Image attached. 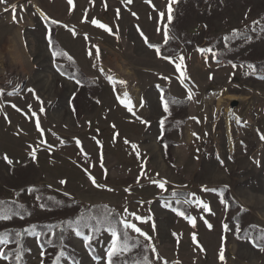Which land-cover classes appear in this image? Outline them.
I'll list each match as a JSON object with an SVG mask.
<instances>
[{
  "label": "rangeland",
  "instance_id": "obj_1",
  "mask_svg": "<svg viewBox=\"0 0 264 264\" xmlns=\"http://www.w3.org/2000/svg\"><path fill=\"white\" fill-rule=\"evenodd\" d=\"M150 45L176 53L157 56ZM158 88L185 104L165 112ZM262 137L264 0L0 4V232L26 231L20 247L0 243V255L9 251L0 264H108L110 215L150 237L120 224L145 254L133 246L114 264H264ZM225 191L236 209L226 208ZM9 202L26 218L12 216ZM77 214L60 248L50 246L51 230L48 247L38 245L33 225Z\"/></svg>",
  "mask_w": 264,
  "mask_h": 264
},
{
  "label": "trees",
  "instance_id": "obj_2",
  "mask_svg": "<svg viewBox=\"0 0 264 264\" xmlns=\"http://www.w3.org/2000/svg\"><path fill=\"white\" fill-rule=\"evenodd\" d=\"M47 26V41L49 43L50 51L54 55L56 53L57 56L59 53L62 52L61 49L58 48L55 37H54V30H53V25L50 23H46ZM49 37H51V41H49ZM176 53L175 50H171L168 48V45L166 47L160 48V56L162 57H170ZM55 68L64 76L70 78L71 80L77 82L80 85H85L88 81L87 79L84 78V76L80 73H75L71 74L69 72L64 71L60 66L56 65ZM161 93L160 99L163 97V105L164 103H167L168 108L172 107H177L185 104V101H178L173 98H171L167 91L164 88H158L157 89ZM162 101V99H161ZM163 122V124L161 123ZM159 130H160V137H167L168 131H167V121L166 120H161L159 122ZM167 142V140H165ZM222 199L225 202V206L228 210H234L237 208V203L236 201L230 196V194L225 191L224 194L222 195ZM8 206V211L11 213L12 216H17L20 219H25L26 218V211L23 208H19L17 204L13 202L7 203ZM86 214V213H84ZM88 215V214H87ZM80 215H73L72 217H68L65 219H55V220H49L46 222H41L36 225L32 226V229L37 232V243L38 245L45 249L48 247L47 243L43 241V234L46 233L48 230H51V238L52 242L50 243L51 247L55 248H60L62 246L63 239L65 237V230H66V223L75 220L78 218ZM110 222L112 223L114 229L118 232V234L123 233V228L121 227L118 217L116 215H110ZM59 228L55 229L57 225ZM26 235V231L24 230H19V229H9V230H4L0 232V240L6 241L8 245H13L16 244L20 247V245L23 244L24 238ZM94 233L90 231L87 241H88V246L87 249L89 250L90 253H92V249L90 248L89 242L94 238ZM129 243L133 244L136 249L139 250L140 256H143L145 254V248L143 244L137 243L134 240L129 239ZM17 247V248H19ZM9 251L3 250L2 255L5 256L7 255ZM17 252V249L14 250V253ZM93 254V253H92ZM13 264V261H12ZM114 264V263H113Z\"/></svg>",
  "mask_w": 264,
  "mask_h": 264
},
{
  "label": "snow or ice",
  "instance_id": "obj_3",
  "mask_svg": "<svg viewBox=\"0 0 264 264\" xmlns=\"http://www.w3.org/2000/svg\"><path fill=\"white\" fill-rule=\"evenodd\" d=\"M73 2V0H68V3L71 5ZM128 2H131V0H128ZM173 3L176 2V0H172ZM6 3V0H0V4H4ZM15 5L12 6V11H13V20L15 21L17 19V17L15 16ZM7 11V9H5ZM168 12H169V15H168V21L171 22L172 20V15H171V12H172V8L171 6L169 5V8H168ZM163 15V14H161ZM52 23H57L56 21H52ZM93 24H97L98 22L93 20L92 21ZM100 27H105L104 25H99ZM106 31H108V29H105ZM163 35H164V42L167 43L168 40H169V30L167 28V26L164 27V32H163ZM49 41H51V37H49ZM150 47H154L153 45H150ZM155 51H156V54L157 56H160V49L159 48H155ZM199 51L203 52L205 50L203 49H200ZM207 51H211V49H208ZM54 55H56V53H54ZM70 59V58H69ZM170 59V58H169ZM182 61H183V57H181V64H182ZM170 62H173L170 60ZM181 64H177L176 67H177V70H180L181 68ZM233 67H235V65H233ZM248 67L251 69L253 68L252 65H248ZM183 75V73H181ZM186 78V77H185ZM212 77L210 76L209 79H211ZM183 83V80L181 81ZM192 96L191 94H189L188 96V99H191ZM162 99V103H163V97L161 98ZM123 103V101H122ZM126 107H129V111H131V107L126 104L125 105ZM164 111L167 112L168 111V105L167 103H164ZM141 123H146L145 121L141 120ZM163 124V122H161ZM37 129L39 130V124L37 123ZM262 139H264V137H262ZM125 143H128V141H125ZM77 145H79V141H77ZM132 149L135 150L137 148V145L133 144L131 145ZM7 162L11 163V161H8V158L5 157L4 158ZM33 159H35V155L33 154ZM90 180H92L93 184L95 185V180L90 176L89 177ZM61 183H64V181H61ZM159 187L161 189L164 188V182H161L159 184ZM204 191H207L208 189H203ZM223 202V201H222ZM197 203L200 205V207L204 208L205 211L208 210V207L207 205L203 204L202 202H199L197 201ZM127 211V210H125ZM176 214L179 216V215H183V213L177 211ZM110 215V214H109ZM133 217L135 218V220L139 221V222H146L143 220V218L139 217V216H136L134 213L132 214ZM192 221L190 220V223ZM119 223L123 226V228L125 230H131L132 232H135L137 233L139 236H142L145 240H148L150 241V237L144 233L139 227H137V225L135 223H132L131 221L127 220V218H124V219H121L119 221ZM207 223V222H206ZM209 227H211V225H209ZM227 227V226H225ZM110 233H111V240H112V243H111V247L109 248L108 252H107V256H108V264H113V258L120 255L121 253H124V252H127L129 251L134 245L130 244L129 243V235H128V232L127 231H124L123 233H120L118 234V232L115 230V229H112V228H109L107 229ZM77 235H80L79 232H77ZM175 235V233L173 234ZM194 239V242H195V237H193ZM6 241L4 240H0V243H4ZM85 246H88V241L86 240L85 241ZM152 251L155 253L156 249L153 247L152 248ZM4 258L3 255H0V259ZM220 258L221 260L223 259V249H221V254H220ZM17 260L19 261V254H17Z\"/></svg>",
  "mask_w": 264,
  "mask_h": 264
}]
</instances>
